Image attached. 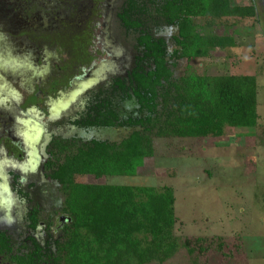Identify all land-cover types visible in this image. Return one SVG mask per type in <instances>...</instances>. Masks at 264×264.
Listing matches in <instances>:
<instances>
[{
  "label": "rangeland",
  "instance_id": "obj_1",
  "mask_svg": "<svg viewBox=\"0 0 264 264\" xmlns=\"http://www.w3.org/2000/svg\"><path fill=\"white\" fill-rule=\"evenodd\" d=\"M232 1L256 7L260 21L223 19L209 31L235 35L240 47L208 59L174 61L169 57L177 49V30L163 20L165 0H0V264L38 249L39 264H53L48 255L59 236L61 199L56 184L45 179V148L53 137L119 143L131 134L133 129L86 126V107L92 93L112 85L114 75L152 68L137 45L141 35L164 45L176 77L255 76L259 118L254 128L228 129L220 139H156L153 176H113L106 184L172 187L177 237L240 236L249 264H264V0ZM197 22L204 25L203 19ZM88 24L91 62L73 69L70 56L27 34L62 26L80 32ZM70 72L69 86L60 83L52 93L51 85ZM36 92L39 104L28 106L27 98ZM132 108L128 103L124 112ZM4 139L21 150V159L7 152ZM186 259L182 252L164 264Z\"/></svg>",
  "mask_w": 264,
  "mask_h": 264
},
{
  "label": "trees",
  "instance_id": "obj_2",
  "mask_svg": "<svg viewBox=\"0 0 264 264\" xmlns=\"http://www.w3.org/2000/svg\"><path fill=\"white\" fill-rule=\"evenodd\" d=\"M161 13L177 30L173 39L177 49L169 57L174 61L208 59L220 51L229 54L240 47L236 36H219L209 29L223 19H261L256 7H239L232 0H165ZM68 29L27 34L70 56L71 69L89 65L92 25L80 32ZM137 45L152 68L114 75L112 85L92 93L86 107V126L133 129L131 134L119 143L53 137L45 148V179L56 184L61 199L59 236L48 258L53 264H164L184 252L183 264H249L240 236L177 237L172 187L111 186L106 180L148 172L153 176L156 139H220L228 129L254 128L259 118L256 77H176L160 41L141 35ZM73 77L70 72L53 83L51 92L60 83L61 88L68 87ZM38 94L30 95L26 104L38 105ZM128 103L133 108L124 112ZM2 142L10 155L22 158L9 139ZM40 253L38 249L10 257L8 264H39Z\"/></svg>",
  "mask_w": 264,
  "mask_h": 264
},
{
  "label": "flooded vegetation",
  "instance_id": "obj_3",
  "mask_svg": "<svg viewBox=\"0 0 264 264\" xmlns=\"http://www.w3.org/2000/svg\"><path fill=\"white\" fill-rule=\"evenodd\" d=\"M34 11V9L32 10V12ZM52 32H54V31H52ZM54 50H55V48H54ZM56 51V50H55ZM57 52V51H56ZM60 221L61 220H63V218L61 217L60 219H59ZM16 257H20V256H17V255H15V256H13V257H11V258H16ZM10 258V257H9ZM9 258L7 257L6 259H7V264H8V260H9Z\"/></svg>",
  "mask_w": 264,
  "mask_h": 264
}]
</instances>
